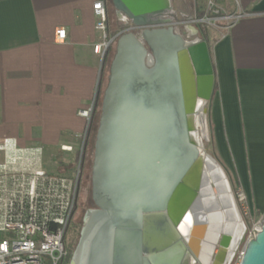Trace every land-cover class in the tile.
Here are the masks:
<instances>
[{"label": "water", "instance_id": "water-1", "mask_svg": "<svg viewBox=\"0 0 264 264\" xmlns=\"http://www.w3.org/2000/svg\"><path fill=\"white\" fill-rule=\"evenodd\" d=\"M113 3L139 30L114 43L93 146L95 208L85 213L73 264H199L200 245L228 246L227 224L242 217L226 168L203 144L215 82L209 43L202 27L190 40L160 17L167 4ZM198 211L214 212L205 236L206 222L185 217ZM195 230L197 239L186 240ZM239 264H264V220Z\"/></svg>", "mask_w": 264, "mask_h": 264}, {"label": "crops", "instance_id": "crops-1", "mask_svg": "<svg viewBox=\"0 0 264 264\" xmlns=\"http://www.w3.org/2000/svg\"><path fill=\"white\" fill-rule=\"evenodd\" d=\"M97 0H0V142L42 147L44 155L63 143H75L86 127L79 113L96 95L100 59L92 51L98 39L92 6ZM113 15H127L104 0ZM167 4L160 17L176 20L197 15L198 0H141ZM220 14L241 13L228 30L205 28L215 82L210 104L212 154L260 208L264 200V0H216ZM64 28V40L56 30ZM197 30V28H196ZM188 30L192 40L198 31ZM0 150V162L4 158ZM261 200V201H260ZM204 202L199 199L200 207ZM201 216H200V215ZM218 214H222L218 210ZM198 211L186 218L212 223ZM198 216V217H197ZM201 217V218H199ZM242 221V222H241ZM228 222V246L200 245L198 263L229 264L237 225ZM194 229V228H193ZM195 230L186 240L197 239Z\"/></svg>", "mask_w": 264, "mask_h": 264}, {"label": "built area", "instance_id": "built-area-1", "mask_svg": "<svg viewBox=\"0 0 264 264\" xmlns=\"http://www.w3.org/2000/svg\"><path fill=\"white\" fill-rule=\"evenodd\" d=\"M213 7L209 1L203 17L193 15L173 20L172 24L181 28L189 39L188 30L197 28V32L199 27H205L203 24H222L221 28L228 30L242 17L241 13L220 14ZM92 10L98 32L92 51L100 59L101 70L118 35L139 28L131 23L124 30L110 34L105 1L97 0ZM56 36L64 40L65 29H57ZM94 101L95 98L87 109L79 113L86 119V127L75 135V143H63L58 147L73 162L71 175L53 174L47 170L42 161V147L24 148L13 140H1L0 150L5 155L0 162V264H60L66 256L64 235L79 199L81 161ZM235 198L243 216H247L250 210L246 193L238 189ZM263 220L259 219L247 230L245 241L256 236ZM242 251L243 248L236 253L231 264H239Z\"/></svg>", "mask_w": 264, "mask_h": 264}, {"label": "rangeland", "instance_id": "rangeland-1", "mask_svg": "<svg viewBox=\"0 0 264 264\" xmlns=\"http://www.w3.org/2000/svg\"><path fill=\"white\" fill-rule=\"evenodd\" d=\"M209 1L214 5V7L212 9L216 10L217 9L216 8V0H200L198 2V5H199V7L201 9H205L208 6V2ZM108 7H109V10H108V14H109V25H108V28L111 31L112 30H115L116 32L122 31V30H124V28H126L127 26H129L131 24V21L128 20L127 18L118 19V18H116V16L113 15V11H112V9H110L111 8L110 2H108ZM175 19L176 20H174V21H178L177 19H179V18H175ZM202 26H205V28L212 27V25H208V24H203ZM178 29L180 30V32L183 31L181 28H178ZM136 31H138V30H136ZM197 35H198V37H200L199 33ZM189 39H192V36ZM107 74L108 73L106 71L104 79L102 81V91L104 90V88L106 86ZM207 120H209L208 117H207ZM94 133L95 132L93 131L92 136H91V142L88 144L89 157H88V161L87 162H91L93 137L95 136ZM206 134H207V140H205L203 142L204 149L209 154H212L213 149H212V143H211L212 142L211 141V130H210L209 126L207 125V123H206ZM42 161H43L44 167L47 170H49L51 173H53V174H58V173L65 174L66 173L68 175H71L73 173V171H74L73 170V166L71 165L73 162L71 161L70 156L64 155L63 153H61V151L58 149V147H57V149H55L53 151H50L49 153H47L45 155H44V152H43ZM89 166H90V164H89ZM83 171H84V176L87 175V173L85 174L86 170H83ZM88 174L90 175V167L88 168ZM230 178H231V176H230ZM231 180H232V178H231ZM232 183H233V186H234V193L236 192V190L241 189L239 187V185L234 180H232ZM86 184H87L86 188L80 189L79 200H78V201H81V199L82 200L84 199V201H85L84 208L88 207L89 204L91 205V195H90L91 194V191H90L91 190V182H90V177L89 176L87 178V183ZM246 196H247V194H246ZM224 200H225V203L227 205H229L228 200L226 199L225 196H224ZM235 201H236V198H235ZM247 202H248L250 213L247 216L244 217L243 213L241 212V210H240V208H239V206L237 204V201H236L238 210H239V212H240V214L242 216L241 218H243L244 223H245V227H246L245 232H244V243H245L247 230L254 223H256L259 219L264 218V200L261 201V203L259 205L260 208H255L254 207L255 206V201H253V207H251L250 204H249L248 197H247ZM244 243L239 245L237 252L242 250V248L244 246Z\"/></svg>", "mask_w": 264, "mask_h": 264}, {"label": "flooded vegetation", "instance_id": "flooded-vegetation-1", "mask_svg": "<svg viewBox=\"0 0 264 264\" xmlns=\"http://www.w3.org/2000/svg\"><path fill=\"white\" fill-rule=\"evenodd\" d=\"M88 157H89V154H86V161L83 166V170H86L85 174L87 173V175L84 176V171L82 170V177L83 176L84 177L82 179V183L80 184V189L86 188L87 178L88 176L91 177L92 162L91 163L87 162ZM89 167H90V175L88 174ZM84 204H85L84 199L83 200L81 199V201H78L73 217L70 223L68 224V226L66 227L65 235H64V241L66 243V256L63 258L60 264H73V254L79 242L81 231L85 223L84 221L85 213L87 210L95 208L92 198H91V205L89 204L88 207L84 208L85 206Z\"/></svg>", "mask_w": 264, "mask_h": 264}, {"label": "trees", "instance_id": "trees-1", "mask_svg": "<svg viewBox=\"0 0 264 264\" xmlns=\"http://www.w3.org/2000/svg\"><path fill=\"white\" fill-rule=\"evenodd\" d=\"M107 13H108V10H107ZM204 14H205V9H199L198 8L197 17L201 18V17L204 16ZM108 25H109V14H108ZM202 30H203V32L205 34V31H206L205 27H202ZM109 32H110V34L116 33L115 30L111 31L110 29H109ZM113 51H114V45L110 49V51H109V53H108L103 65H102V68H101V71H100V75H99L98 86H97L95 101H94V105H93V113H92L91 120H90V123H89V128H88V137H87V142H86V148H85V150L83 152L82 161H81L80 184L82 183V179H83L82 178V170H83V166H84L85 161H86V154H89V152H88V144L91 142V136H92L93 131L96 133V128H97V125H98V117L100 115L101 99H102V93H103V91H102V81L104 79L105 72L107 71V73H108L109 64H110V61H111V58H112V55H113ZM107 77H108V74H107ZM94 138H95V136L93 137L91 162L93 160ZM71 165H73V164H71Z\"/></svg>", "mask_w": 264, "mask_h": 264}, {"label": "bare ground", "instance_id": "bare-ground-1", "mask_svg": "<svg viewBox=\"0 0 264 264\" xmlns=\"http://www.w3.org/2000/svg\"><path fill=\"white\" fill-rule=\"evenodd\" d=\"M205 129H206V128H205ZM225 197H226V199L228 200V203H229L230 201H229L228 196H225ZM231 212L233 213L232 209H231ZM199 215H200V214H199ZM201 215H202V214H201ZM201 215H200V216H201ZM197 217H198V216H197ZM199 218H201V217H199Z\"/></svg>", "mask_w": 264, "mask_h": 264}]
</instances>
